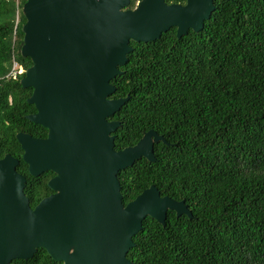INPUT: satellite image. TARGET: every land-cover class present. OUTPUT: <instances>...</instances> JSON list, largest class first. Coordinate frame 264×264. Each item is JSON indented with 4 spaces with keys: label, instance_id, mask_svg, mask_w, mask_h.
<instances>
[{
    "label": "trees",
    "instance_id": "16d2710c",
    "mask_svg": "<svg viewBox=\"0 0 264 264\" xmlns=\"http://www.w3.org/2000/svg\"><path fill=\"white\" fill-rule=\"evenodd\" d=\"M14 10V0H0V158L11 154L27 173L16 133L47 130L27 119L35 106L24 74L5 77L12 54L31 65L21 54L22 25L12 45ZM130 45L111 80L110 98L129 96L108 117L120 121L114 148L134 145L150 129L165 141L155 142L154 161L140 157L118 172L122 201L153 184L184 200L192 216L169 209L165 225L146 216L127 257L133 264H264V0H216L200 30L177 37L172 26ZM32 179L27 193L45 191L44 181L34 187ZM13 262L57 264L43 248Z\"/></svg>",
    "mask_w": 264,
    "mask_h": 264
},
{
    "label": "water",
    "instance_id": "95a60500",
    "mask_svg": "<svg viewBox=\"0 0 264 264\" xmlns=\"http://www.w3.org/2000/svg\"><path fill=\"white\" fill-rule=\"evenodd\" d=\"M216 0H26L21 54L29 57L20 82L31 87L27 119L47 129L35 138L17 132L33 175L52 170L56 192L31 208L18 159L0 158V264L28 259L37 247L62 264H133L127 257L146 216L165 225L167 211L192 216L184 200L150 185L126 204L118 172L145 157L155 160L163 136L150 129L116 150L119 120L108 119L129 96L110 98L111 80L132 50L130 40H155L170 27L177 37L200 30Z\"/></svg>",
    "mask_w": 264,
    "mask_h": 264
},
{
    "label": "flooded vegetation",
    "instance_id": "af4514ba",
    "mask_svg": "<svg viewBox=\"0 0 264 264\" xmlns=\"http://www.w3.org/2000/svg\"><path fill=\"white\" fill-rule=\"evenodd\" d=\"M35 111H36V109H35ZM34 111V112H35ZM34 112H32V113H34ZM31 114V113H30ZM47 130V129H46ZM21 132H23V131H21ZM24 133H27V134H30L31 136H33L31 133H28V132H24ZM47 136V131H46V134L44 135V136H33V137H35V138H44V137H46ZM21 147V146H20ZM22 149V148H21ZM22 154H23V150H22ZM18 163H19V161H18ZM18 165V164H17ZM17 167V166H16ZM17 170V169H16ZM17 172L18 173H20L21 175H23L24 177H25V184L27 183V180H28V175L30 176V177H33L34 179H32V182H33V184H34V187H36V185L37 184H39V183H41V182H45V184H46V187H45V191H41V192H39V191H35L34 190V188L30 191V193H27L26 191H25V188H24V193H25V195L27 196V198H28V200H29V204H30V206H31V208H34L35 206H36V204L37 203H39V201L41 200V199H43V198H45V197H48V196H50V195H52V194H54L56 191L55 190H53L52 188H50V186L48 185V181L52 178V177H54L55 176V172L54 171H52V170H45V171H43V172H41L40 174H38V175H33V174H31L30 172H29V170H28V165H27V173L26 172H21V171H18L17 170ZM25 184H24V187H25ZM31 195L33 196L32 197V199L30 198L31 197ZM39 248H43V249H45L44 247H37V249H36V251L39 249ZM35 251V252H36ZM45 251H46V253L48 254V252H47V250L45 249ZM35 252H34V254H35ZM49 255V254H48ZM34 256V255H33ZM32 256V257H33ZM50 256V255H49ZM31 257V258H32ZM51 257V256H50ZM52 258V257H51ZM15 259H23V258H15ZM15 259H12L11 261H10V263L9 264H19V263H14L13 261L15 260ZM28 259H30V258H28ZM53 259V258H52ZM23 260H26V259H23ZM54 260V259H53ZM55 262H57V264H62V261H58V260H54Z\"/></svg>",
    "mask_w": 264,
    "mask_h": 264
},
{
    "label": "built area",
    "instance_id": "2783aa9c",
    "mask_svg": "<svg viewBox=\"0 0 264 264\" xmlns=\"http://www.w3.org/2000/svg\"><path fill=\"white\" fill-rule=\"evenodd\" d=\"M14 18H13V29H12V45H15L17 42L19 27L21 24L22 18V0H14ZM26 67L22 62H20L14 54L11 56V64L8 73L5 75L8 79H16L25 73Z\"/></svg>",
    "mask_w": 264,
    "mask_h": 264
}]
</instances>
